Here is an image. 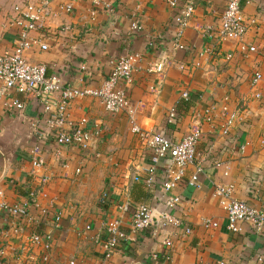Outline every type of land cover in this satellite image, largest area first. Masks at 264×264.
Returning <instances> with one entry per match:
<instances>
[{
  "label": "crops",
  "instance_id": "crops-1",
  "mask_svg": "<svg viewBox=\"0 0 264 264\" xmlns=\"http://www.w3.org/2000/svg\"><path fill=\"white\" fill-rule=\"evenodd\" d=\"M22 1L0 0V53L18 38L20 29L12 9ZM167 1L119 0L112 14L95 10L92 16L88 2L71 1L72 10L62 13L59 6L69 1L58 0L52 5L54 17L38 36L48 49L32 48L24 56L44 65L47 76H58L64 84L79 89L98 87L119 57H136L126 93L136 111L138 128L173 142L194 130L200 132L198 185H189L194 172L189 167L173 190L180 200L175 216L190 233L183 228H167L155 235L132 231L134 210L140 205L159 207L165 195L161 168L152 188L135 181L149 154L144 140L131 132L125 115L109 114L91 99L73 101L72 120L85 118L89 127H98L100 137L84 152L58 148L49 140L40 149L45 167L33 169L29 152L36 138L29 125L0 114V201L21 204L31 189L38 190L40 182L47 180L45 197L38 195L47 215L30 229L50 234L48 264H264L260 260L264 234L246 223L235 232L228 231L221 200L213 193L229 185L236 199L264 210V56L241 51L234 42L218 41L227 0L194 1L195 12L178 49L173 41L174 18L186 0H177L174 8ZM239 2L245 20L254 21L242 45L260 46L264 42V0ZM135 23L141 27L138 32L132 29ZM228 54L233 56L230 60ZM161 63L163 72L155 73L154 67ZM254 72L262 79L251 86ZM224 109L239 116L227 135L222 134ZM38 111L37 105L28 104L24 113L38 119ZM171 111L173 121L168 117ZM6 220L0 216L1 228L7 227ZM204 220L216 227H206ZM114 222L125 238L106 259L107 230ZM19 242L8 239L2 245L10 255L12 249L18 252ZM166 256L167 263L163 261Z\"/></svg>",
  "mask_w": 264,
  "mask_h": 264
},
{
  "label": "built area",
  "instance_id": "built-area-1",
  "mask_svg": "<svg viewBox=\"0 0 264 264\" xmlns=\"http://www.w3.org/2000/svg\"><path fill=\"white\" fill-rule=\"evenodd\" d=\"M58 0H24L14 7L15 21L20 32L14 45L0 53V114L13 116L26 121L33 136L36 138L34 145L29 152L30 163L33 169L45 167V159L41 154V146L51 141L58 148H73L84 152L90 147L94 138L100 137L98 127H89L88 121L83 118L73 121L70 116V107L75 100L91 99L98 102L109 114L127 117L133 135L140 136L145 142L149 160L139 167L135 181H142L144 186L152 188L159 176L161 168V186L164 201L159 207L152 208L146 205L138 206L132 215L131 229L133 232L149 231L156 234L167 228L181 229L186 234L190 229L184 227L181 220L175 216L180 204L179 198L173 195L177 184L185 177L189 167L194 168L190 176L189 185L197 187L198 176L202 173L200 164L196 158V147L200 139V132L194 130L177 142L158 134L142 131L136 123V111L131 107L127 98L126 90L132 80L133 63L136 57L126 54L111 63L107 77L96 88H76L64 82L55 75L47 76L46 68L42 64L29 62L24 56L32 48L46 51L47 45L42 44L39 34L47 29L48 21L54 17L52 5ZM69 3L59 6L62 13H69L72 9L71 1H84L91 4L95 16V10H102L106 14H112L117 7L119 0H68ZM195 0H186L181 10L174 18L175 34L174 45L181 48V40L185 30L189 27L192 16L195 12ZM170 7L178 6L177 0H168ZM239 0H227L224 11L221 14L220 26L217 31L218 41L234 42L241 51L249 54L260 53L264 56V42L260 46L245 47L243 39L248 30L249 24L254 21L245 20ZM135 32L141 27L135 23L132 25ZM211 28L206 29L207 35ZM31 34H37L32 37ZM210 37V36H209ZM208 37V38H209ZM233 56L227 55L230 60ZM164 64L154 67L155 73H162ZM262 75L254 72L250 78L251 86L261 81ZM186 97V95H184ZM261 95L256 99L260 100ZM28 104L39 107V118L31 119L25 116V109ZM222 134L227 135L229 130L237 123L239 116L235 112H227ZM169 120H174L175 114L171 111ZM264 142V137L261 139ZM47 187V180L43 179L39 189H31L24 202L17 205L0 201V216L7 218V227H0V264H48L51 257L50 234H40L32 229L47 212L40 208L38 195L45 197L44 191ZM232 186H221L215 189L214 196L221 200V205L226 213L227 230L235 232L241 224H250L257 233L264 234V210L249 206L244 201L234 197ZM2 192L0 190V198ZM105 196H103L104 198ZM55 222L59 221L54 216ZM206 227H216V224L204 220ZM29 230V234L24 232ZM27 232V231H26ZM108 239L104 244V257L110 259L111 254L119 244V240L125 238V234L119 230L118 223L114 222L107 230ZM24 242H23V240ZM8 239L20 241L16 249L8 251L2 244ZM168 246L171 243H166ZM5 245V244H4ZM156 259V258H155ZM260 260H264V255ZM165 263L169 257H164ZM68 264H82L70 261ZM219 264H224L220 262Z\"/></svg>",
  "mask_w": 264,
  "mask_h": 264
},
{
  "label": "water",
  "instance_id": "water-1",
  "mask_svg": "<svg viewBox=\"0 0 264 264\" xmlns=\"http://www.w3.org/2000/svg\"><path fill=\"white\" fill-rule=\"evenodd\" d=\"M30 128V127H29Z\"/></svg>",
  "mask_w": 264,
  "mask_h": 264
}]
</instances>
